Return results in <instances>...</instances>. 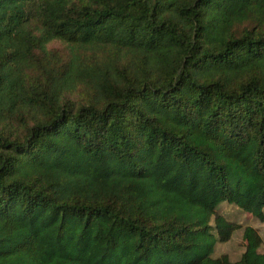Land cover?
<instances>
[{"label": "trees", "instance_id": "1", "mask_svg": "<svg viewBox=\"0 0 264 264\" xmlns=\"http://www.w3.org/2000/svg\"><path fill=\"white\" fill-rule=\"evenodd\" d=\"M264 0H0V264H264Z\"/></svg>", "mask_w": 264, "mask_h": 264}, {"label": "rangeland", "instance_id": "2", "mask_svg": "<svg viewBox=\"0 0 264 264\" xmlns=\"http://www.w3.org/2000/svg\"><path fill=\"white\" fill-rule=\"evenodd\" d=\"M218 212L222 214L228 222L239 225L240 229L234 232L229 242L217 245L215 252L216 257L226 254L231 261H237L241 257L244 251L242 234L245 226H251L259 232L263 241L261 251H264V222L244 214L236 207L227 204H222Z\"/></svg>", "mask_w": 264, "mask_h": 264}]
</instances>
